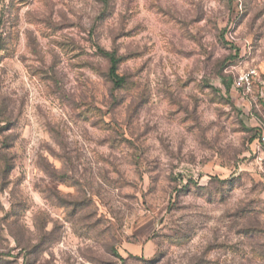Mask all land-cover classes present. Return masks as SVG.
<instances>
[{
  "label": "rangeland",
  "instance_id": "1",
  "mask_svg": "<svg viewBox=\"0 0 264 264\" xmlns=\"http://www.w3.org/2000/svg\"><path fill=\"white\" fill-rule=\"evenodd\" d=\"M0 264H264V0H0Z\"/></svg>",
  "mask_w": 264,
  "mask_h": 264
},
{
  "label": "trees",
  "instance_id": "2",
  "mask_svg": "<svg viewBox=\"0 0 264 264\" xmlns=\"http://www.w3.org/2000/svg\"><path fill=\"white\" fill-rule=\"evenodd\" d=\"M103 53L109 60V77L115 86H120L123 83L124 78L117 73L118 64L120 61L119 57L115 54V52L112 51L103 50Z\"/></svg>",
  "mask_w": 264,
  "mask_h": 264
},
{
  "label": "built area",
  "instance_id": "3",
  "mask_svg": "<svg viewBox=\"0 0 264 264\" xmlns=\"http://www.w3.org/2000/svg\"><path fill=\"white\" fill-rule=\"evenodd\" d=\"M256 70L254 68H251L243 73H241L238 78L236 85L242 87L244 90L249 89V86L252 83V80L254 76L256 75Z\"/></svg>",
  "mask_w": 264,
  "mask_h": 264
}]
</instances>
